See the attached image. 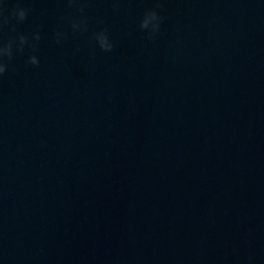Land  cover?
<instances>
[{
	"label": "clouds",
	"instance_id": "obj_1",
	"mask_svg": "<svg viewBox=\"0 0 264 264\" xmlns=\"http://www.w3.org/2000/svg\"><path fill=\"white\" fill-rule=\"evenodd\" d=\"M78 3V0H68V4L70 6L75 5ZM114 7L118 8V0H114ZM17 10H19V14L17 15ZM4 6L0 4V25L7 24L8 23V17L4 15ZM80 12H83V8L81 7L79 9ZM11 15L18 18L19 21H24L27 18V9L24 8H18L14 7L11 10ZM150 21H153L154 23L151 24L150 26ZM161 23H162V17L158 14L157 10L150 9L147 10L144 13V16L140 22V28L142 30H146L148 34V38L152 39L157 33L160 32L161 29ZM71 27L72 29L75 30H81V31H87V20L85 19H80L76 20L73 19L71 21ZM64 33L58 32L56 34V42H60V38L63 37ZM94 40L96 41L97 45L99 48L104 51V52H112L114 49L113 43L110 41L109 35L107 33V30H101L97 33H94L93 36ZM25 37L21 36V40H24ZM41 39L40 35L36 33V40L37 42ZM33 51L37 50V45L32 46ZM21 52H23V49H20ZM8 61L10 62L12 59V54L10 53L8 55ZM31 65L34 66H39L40 61L38 60L37 56L32 55L29 57L28 61ZM0 63L3 62V58H0ZM7 67H0V76H3V74L6 72Z\"/></svg>",
	"mask_w": 264,
	"mask_h": 264
}]
</instances>
